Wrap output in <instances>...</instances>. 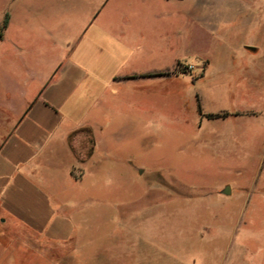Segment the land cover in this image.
I'll list each match as a JSON object with an SVG mask.
<instances>
[{"label":"rangeland","instance_id":"374dc122","mask_svg":"<svg viewBox=\"0 0 264 264\" xmlns=\"http://www.w3.org/2000/svg\"><path fill=\"white\" fill-rule=\"evenodd\" d=\"M94 1L0 0V24L10 16L0 29V134L71 58L51 42L79 40ZM227 11L213 40L198 17ZM127 16L145 46L122 62L107 39ZM97 26L106 39L77 48L90 76L61 129H90L93 154L89 135L73 131L68 153L46 168L72 234L51 241L0 220V264H264V83L215 74L244 43V0H112ZM200 55L216 66L193 82Z\"/></svg>","mask_w":264,"mask_h":264},{"label":"crops","instance_id":"0c3cea01","mask_svg":"<svg viewBox=\"0 0 264 264\" xmlns=\"http://www.w3.org/2000/svg\"><path fill=\"white\" fill-rule=\"evenodd\" d=\"M111 1H94L96 5L88 18L92 20L76 42L53 39L51 43L54 48L59 44L64 45L62 49L71 47V58L54 65L14 127L0 134V214L4 217L0 220L7 222L12 219L51 241L68 240L74 226L71 218L61 213L54 204L46 168L57 160L59 151L68 153L67 137L75 129H69L64 134L61 132L67 114L65 110L76 103L75 97L90 76L85 64L75 60L76 51L80 43L84 46L91 41L106 39L97 25L100 12L107 9ZM66 7L68 13L73 12V6ZM228 13H202L198 17V24L215 40L218 35L215 20L230 18ZM123 24L118 39L111 37L107 40L114 45L118 60L130 62L141 54L145 39L141 37L140 44L136 46L132 40L130 16L123 19ZM131 42L137 48H131ZM198 57L202 63V73L193 82L205 80L212 66H216L208 55ZM234 72H238L239 81L244 79V84L250 88L264 83V0H244V43L236 53L230 54L226 63L217 66L216 80L220 83L227 81Z\"/></svg>","mask_w":264,"mask_h":264},{"label":"trees","instance_id":"16d2710c","mask_svg":"<svg viewBox=\"0 0 264 264\" xmlns=\"http://www.w3.org/2000/svg\"><path fill=\"white\" fill-rule=\"evenodd\" d=\"M8 23H9V15L6 14L5 18L3 19V21H2L1 24H0V29H1V30H5V29L7 28V26H8ZM0 36H1V35H0ZM178 66H179V65H178ZM185 69H186V70L182 71V70L180 69V66H179L178 68H176V71H175V72L178 71V72H180V73L185 74V73L188 72L187 68H185ZM164 74H166V73H164ZM167 74H168V73H167ZM152 75H154V76H157V75H163V73H153ZM143 76H145V75H143ZM133 77L135 78V77H137V76L135 75V76H133ZM194 80H197V77L194 78ZM212 116H213V115H212ZM221 116H226V115H217V117H221ZM78 132H86V133L89 135V137H90V144H91V152L89 153V156H91V155L93 154V151H94V140H93L92 132L90 131V129H87V128L78 129V130H75V131L69 136V138L72 137L74 134H76V133H78Z\"/></svg>","mask_w":264,"mask_h":264},{"label":"water","instance_id":"95a60500","mask_svg":"<svg viewBox=\"0 0 264 264\" xmlns=\"http://www.w3.org/2000/svg\"><path fill=\"white\" fill-rule=\"evenodd\" d=\"M224 194H229L230 193V188L227 187L224 191H223Z\"/></svg>","mask_w":264,"mask_h":264},{"label":"built area","instance_id":"2783aa9c","mask_svg":"<svg viewBox=\"0 0 264 264\" xmlns=\"http://www.w3.org/2000/svg\"><path fill=\"white\" fill-rule=\"evenodd\" d=\"M189 68L192 69V66H190Z\"/></svg>","mask_w":264,"mask_h":264}]
</instances>
